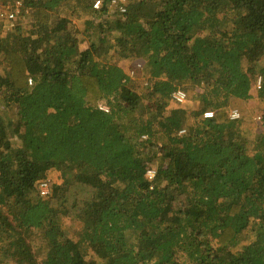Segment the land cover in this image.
<instances>
[{"label": "trees", "instance_id": "obj_1", "mask_svg": "<svg viewBox=\"0 0 264 264\" xmlns=\"http://www.w3.org/2000/svg\"><path fill=\"white\" fill-rule=\"evenodd\" d=\"M15 1L30 20L0 35V264H264V109L252 135L230 117L257 77L264 102V0ZM181 83L197 109L170 107Z\"/></svg>", "mask_w": 264, "mask_h": 264}, {"label": "rangeland", "instance_id": "obj_2", "mask_svg": "<svg viewBox=\"0 0 264 264\" xmlns=\"http://www.w3.org/2000/svg\"><path fill=\"white\" fill-rule=\"evenodd\" d=\"M17 1L14 3H11V0H0V35H5V33L10 29V26L15 24L17 19H25L26 21H29L30 19L23 14L22 5L19 3L16 4ZM14 12V16H9L10 13ZM88 43L86 41H82L80 43L81 49H85L87 47ZM114 54V53H113ZM116 56V53H115ZM118 63L124 68L125 72L129 73L130 76H133L134 80H138V78H141L140 73L137 75H131L133 65H135V61H130L128 59H122L120 57H117ZM137 78V79H136ZM143 79V78H142ZM133 80V81H134ZM140 83V81H137ZM133 82H131L132 84ZM142 83V82H141ZM198 85L194 83H181L179 87L184 89L187 93V98L183 103H176L173 101H170V107H182L186 109H197L200 106L199 101H196L193 96L196 90H200ZM140 88V89H139ZM139 91L142 92L143 88L141 84L139 85ZM257 88L254 86L253 92L254 95L249 100H240V99H232L230 102V108L231 110L236 109L240 113V118H244L246 122L249 123V126L252 127L251 135L254 134V132H257L258 130L262 129L261 120L258 118L259 116H262L263 109H264V102L258 98L256 95ZM247 125V124H245ZM252 139V138H250ZM47 178L50 180V182L54 184L61 183L62 176L61 172L59 170L53 169L48 172ZM66 226H70L73 228V230H77V228L80 227L79 221H74L70 217H66L64 220ZM245 243V242H244ZM239 246H236L234 250L239 249Z\"/></svg>", "mask_w": 264, "mask_h": 264}, {"label": "built area", "instance_id": "obj_3", "mask_svg": "<svg viewBox=\"0 0 264 264\" xmlns=\"http://www.w3.org/2000/svg\"><path fill=\"white\" fill-rule=\"evenodd\" d=\"M119 2H120V0H111V6L118 5ZM18 3L20 5H22V3L20 1H17L16 4H18ZM100 5H101V0H95V2L93 4V7L97 9V8L100 7ZM121 10L124 11L125 8L121 6ZM9 16L13 17L14 16V12L10 13ZM142 65H143V63L140 60L136 61L135 65H133L131 75L132 74L136 75L137 71L142 68ZM261 82H262L261 77H257V79L255 81V87L257 89H259L261 87ZM171 98L176 103H183L186 100V98H187V93H186V91L184 89L177 88L171 93ZM213 115H214V111L213 110H208V111H206L204 113L205 117H212ZM230 117L232 119L239 118L240 117L239 111L236 110V109L231 110L230 111ZM258 118L261 120L260 116ZM155 174H156L155 168L152 167V168H149L147 170V176L149 178H151V179L154 178ZM50 188H51V182H50V180L48 178L39 180L38 189L40 190L41 195L46 196L47 194H49Z\"/></svg>", "mask_w": 264, "mask_h": 264}]
</instances>
